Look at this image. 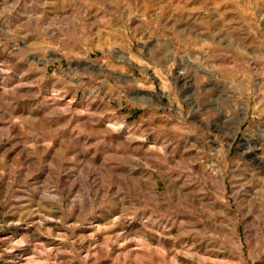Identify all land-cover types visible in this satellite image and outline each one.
<instances>
[{
  "label": "rangeland",
  "instance_id": "obj_1",
  "mask_svg": "<svg viewBox=\"0 0 264 264\" xmlns=\"http://www.w3.org/2000/svg\"><path fill=\"white\" fill-rule=\"evenodd\" d=\"M0 264H264V0H0Z\"/></svg>",
  "mask_w": 264,
  "mask_h": 264
},
{
  "label": "bare ground",
  "instance_id": "obj_2",
  "mask_svg": "<svg viewBox=\"0 0 264 264\" xmlns=\"http://www.w3.org/2000/svg\"><path fill=\"white\" fill-rule=\"evenodd\" d=\"M30 259H31L30 257H25L24 258V260L29 261V262H30Z\"/></svg>",
  "mask_w": 264,
  "mask_h": 264
}]
</instances>
